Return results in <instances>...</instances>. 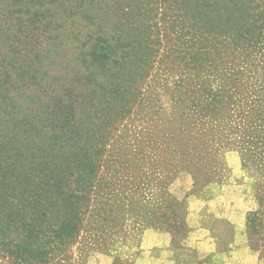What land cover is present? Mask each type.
Instances as JSON below:
<instances>
[{"label": "trees", "instance_id": "1", "mask_svg": "<svg viewBox=\"0 0 264 264\" xmlns=\"http://www.w3.org/2000/svg\"><path fill=\"white\" fill-rule=\"evenodd\" d=\"M95 20L107 23L103 32ZM51 33L79 51L66 79L84 77L120 108L151 89L158 55V103L181 108L171 113L179 120L208 121L177 130L213 136L211 146L236 144L264 168V0H0V56L7 43L29 49ZM163 40L173 46V70L159 68ZM2 74L0 94L14 81ZM42 88L26 89L32 106L17 119L13 143L0 135V250L27 245L30 264L60 259L78 239L95 209L100 146L94 109L49 108ZM97 111L104 123L119 114ZM258 214L248 222L253 230Z\"/></svg>", "mask_w": 264, "mask_h": 264}, {"label": "rangeland", "instance_id": "2", "mask_svg": "<svg viewBox=\"0 0 264 264\" xmlns=\"http://www.w3.org/2000/svg\"><path fill=\"white\" fill-rule=\"evenodd\" d=\"M95 22L99 27L100 22ZM104 24L100 25L102 32ZM163 43L167 54L161 52L159 68L173 70L177 64L174 67L167 59L173 46L167 40ZM3 51L2 76L14 80L13 90L5 85L0 94V135L6 137L1 139L4 143L6 139L13 143L17 119L31 108L30 91L37 87H43L48 97L44 105L49 108H76L81 102L89 105L99 130L100 146L93 157L95 209L85 218L78 239L63 252L61 260L57 257L48 264H152L155 250L147 251V243L155 239L147 233L158 232L172 236L178 264H195L202 260L194 248L187 246L188 238L198 227L221 238L234 226L229 221L232 217L243 220L248 245L264 262V168L236 144L211 146L213 136L177 130L208 121L179 120L171 113L181 108L167 100L158 103V55L150 72L151 89L120 108L105 103L109 99L106 92L92 90L84 77L74 76V82L66 79L67 64L77 65L79 51L69 53L61 34L51 33L29 49L7 43ZM241 60L250 64L244 56ZM243 73L241 81L251 85V74L245 68ZM28 87L31 90L26 91ZM99 106H103V112L119 114L108 116L104 123L99 120L102 115L95 113ZM255 212L259 214L253 230L248 222ZM30 250L27 245L0 250V264H30Z\"/></svg>", "mask_w": 264, "mask_h": 264}, {"label": "crops", "instance_id": "3", "mask_svg": "<svg viewBox=\"0 0 264 264\" xmlns=\"http://www.w3.org/2000/svg\"><path fill=\"white\" fill-rule=\"evenodd\" d=\"M232 218L229 221L234 226L230 227V231L226 229L227 234L221 238L201 227L192 233L187 246L194 248L198 258L202 260L195 264H264L248 245L243 220L236 221L235 217ZM147 236L155 239L154 242L147 243V251L155 250L152 264H178V253L172 245L170 234L158 232L147 233Z\"/></svg>", "mask_w": 264, "mask_h": 264}]
</instances>
